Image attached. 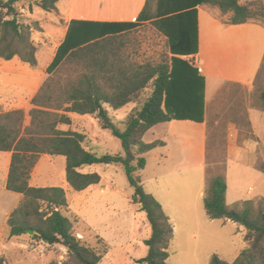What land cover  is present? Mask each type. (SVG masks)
I'll list each match as a JSON object with an SVG mask.
<instances>
[{
  "label": "trees",
  "instance_id": "16d2710c",
  "mask_svg": "<svg viewBox=\"0 0 264 264\" xmlns=\"http://www.w3.org/2000/svg\"><path fill=\"white\" fill-rule=\"evenodd\" d=\"M20 1L23 0H0V58L9 61L19 57L35 68L38 65L37 51L31 41V27L19 20L16 5ZM59 1L40 0L36 6L46 13H54L58 11ZM169 1L173 3L166 7L163 13L165 17L161 21L176 55H190L197 51L194 8L198 5L218 7L223 14L231 13L228 22L234 25L258 18L264 20V5L260 0L245 3L241 0ZM150 8L151 0H148L138 20L147 21ZM121 35L102 37L83 46H80L81 41H76L73 45L76 48L71 51L72 39L68 36L57 53L48 78L32 100L30 125L23 128V110L0 113V152L12 154L6 189L23 196L8 218L9 236L20 237L32 230V238L42 241L46 247L67 243V260L61 264H99L102 255L74 233L73 222L65 214L70 210L63 188L30 185L31 174L42 154L66 157V180L74 192L85 191L102 180L98 173H83L84 168L94 165L122 166L134 190L133 203L139 205L140 210L146 214L152 230L151 237L145 241L149 248L148 255L138 262L169 264L174 227L161 203L146 192L136 172L145 168V154L158 146V143L144 141L147 132L160 123L170 122L174 117L190 118L187 117L189 114H176V111L171 110L174 101L172 92L175 93L177 86H183L180 92L185 97L190 94V108L195 106L196 112L203 114L200 100L203 78L195 68L180 58L173 60L172 68L167 61L153 65L124 59L120 51L122 45L118 42ZM114 41L118 42L115 47ZM65 66L72 71L82 72L63 84L55 78V74ZM151 83L152 92L142 102ZM170 83L174 89H170ZM261 99L264 107V91ZM132 103L140 104L141 107H136L127 115L126 129L121 131L109 112ZM67 113L98 118L102 129L110 131L121 141L124 154H101L99 151L88 150L84 145L83 134L59 130V124L72 123ZM227 190L224 177L217 176L208 180L204 197L207 215L213 220L231 221L245 227L248 246L234 263L214 255L210 264H264V211L257 209L253 201H245V207L240 208V211L234 209L227 203ZM75 221L78 222V219ZM0 264H5L3 257H0Z\"/></svg>",
  "mask_w": 264,
  "mask_h": 264
},
{
  "label": "rangeland",
  "instance_id": "374dc122",
  "mask_svg": "<svg viewBox=\"0 0 264 264\" xmlns=\"http://www.w3.org/2000/svg\"><path fill=\"white\" fill-rule=\"evenodd\" d=\"M37 1L40 0H23L16 5L19 20L28 24L32 29L31 41L35 45L36 51H38L37 45L42 47L46 43L44 41V29L41 28V25L46 24L47 15L55 16L40 10L36 6ZM241 1L245 3L252 0ZM260 1L264 5V0ZM72 2L73 0H60L58 7L62 12H67ZM172 3L169 0H151V8L147 15L150 16L149 20L152 19L153 21L141 23L138 20L137 23L121 24L122 27L119 30L124 33L118 42L122 45L120 51L124 59L135 60L134 62L138 64L150 63L153 65L168 61L172 63V67L175 58L181 59L179 55L173 53L172 43L164 32L162 28L164 23L160 19L165 17L163 16L164 10ZM142 4L143 0H77L75 13H83L85 17L133 20L138 16ZM219 17L223 22H228V17L221 14ZM247 24L244 34H239L235 44L230 39L229 42L222 44L223 46L218 51L220 54L212 57L206 52L208 49H205L204 46L202 59L233 60L228 58V52L233 51L237 43L239 44L237 48L239 55H242L244 51L246 53L251 47L249 46V32L254 31L255 26L264 29V20L261 18L253 19ZM93 37L90 35L85 40L91 41ZM118 42L114 41V47ZM255 52L254 50L253 53ZM253 53L252 58L254 60L258 55H253ZM47 57V54H44L39 58L42 67ZM236 58L241 59L238 58V55ZM81 72V70L72 71L70 67L65 66L55 74V78L66 84L69 80L75 79ZM48 76L47 74L45 80ZM226 83L227 80L212 75L202 81L200 93L202 105L205 99L214 98L219 89L221 93V96L216 98L215 103L209 109L206 179L204 183L201 182V162L206 144L203 145V130L199 123H206L203 114H200L199 111L196 112L197 107L188 108L189 110L184 108L179 111L176 109V114H189L187 117L190 118L174 117L171 120L174 123L167 125L168 127L166 125H164L166 127H157L160 130L155 134L157 138L153 137L152 133H147L144 137V141L148 143L159 138L166 141V145L159 144L145 154L146 166L143 170L137 171L136 176L141 178L146 192L153 195L161 203L165 213L169 219L171 218L174 237L169 248V264H210L214 255L228 263H234L248 246L245 227H239L240 225L233 222L213 220L208 217L204 197L207 193L209 179L217 176L225 178L228 185L227 203L234 209L240 211V208L245 207L244 202L238 203V201L246 196L247 191H250L249 196L252 199L246 201H253L257 209L264 211V143L262 142L263 138L261 140L254 134L248 118V109L263 110L264 108L261 99V94L264 91V65L258 81L252 87H230L229 85L226 86ZM169 87L174 89L172 83ZM17 90L21 92L19 100L26 99V94L20 88L7 85L0 93V101L9 104V99L14 98ZM151 91L152 88L143 95L142 102L150 95ZM174 92L172 94L175 102L177 90ZM138 106L137 108L141 107L140 104ZM132 107L134 105L109 112L110 117L121 131L126 129V118ZM31 108L28 111L23 110L25 112L24 129L30 125L29 113ZM0 113L7 112L0 107ZM195 117L197 120H194ZM232 122L238 125V133L237 130L233 132L230 129ZM89 124L85 120L77 122L79 126L77 130L85 135L84 145L88 150L99 151L101 154H124L121 141L110 131L103 130L104 139H102L97 132L98 128L90 127ZM178 130H184L188 134L187 137L186 135L183 136L182 142L177 143L171 138V135ZM263 134L264 131L261 135L263 136ZM96 137H98L99 142L96 141ZM247 141H250L253 147L257 146V151L251 155L247 162H238L229 155L230 147L239 151L242 149L248 151L249 148L245 145ZM183 153L189 156L187 160L183 159ZM60 158L55 157L53 164L48 161L42 162L39 167L40 176L37 180L39 185L60 183V173L62 172ZM9 168V152H0V257L5 259V264L63 263L67 260L68 255L65 244L46 247L42 241L33 239V235L29 233L20 237L12 238L9 236L8 218L23 199L21 194L6 189ZM90 171L97 172L102 177L103 184H112L118 189L120 196L114 192L105 194L103 201H98L101 205L99 208L96 201L88 200L82 203L79 199H75L74 196L80 198L79 195H75L77 193L71 191L69 185H66L69 191L68 200L71 202L72 211H82L89 217L91 222L95 224L96 233L108 242L109 247L101 239L96 237L83 239L75 231L74 233L82 242L102 255L99 264H142L138 261L148 255L149 248L145 241L151 237L152 230L146 214L140 210L139 205L131 201L134 190L128 181L124 168L120 165H94L87 168L85 172ZM200 185V195H197ZM65 214L68 217L71 215ZM73 221L76 223L75 219ZM43 247L46 248L44 254L40 252Z\"/></svg>",
  "mask_w": 264,
  "mask_h": 264
},
{
  "label": "crops",
  "instance_id": "0c3cea01",
  "mask_svg": "<svg viewBox=\"0 0 264 264\" xmlns=\"http://www.w3.org/2000/svg\"><path fill=\"white\" fill-rule=\"evenodd\" d=\"M147 1L148 0H143V4L139 10L138 16L133 20L85 17L83 13L76 14L75 5L77 0H73L71 7L67 12H62L57 4L58 11L51 13L54 14L55 16L50 17L47 15L46 24L41 25V28L44 29V41L46 43L45 44L43 43L44 46L42 47L37 45L38 47L37 67L35 68L31 67L28 63L23 62L19 57H14L12 60L9 61H6L4 59L0 60V93H2L5 86L10 85L13 86L14 88H20L26 94V99L19 100V97H21V92L17 90L14 98L12 97L11 99H9V104H5L3 101H0V107H2V109H4V111L6 112L14 111V110L28 111L30 107H32L33 98L37 95V93L39 92V90L41 89L44 83L47 74H49V70L54 63V60L56 59L60 47L67 40L68 36L69 38L71 37L72 39L71 42L72 49H70L71 51L76 48L75 46H73L74 42L76 41H81L82 45L80 46H83L89 42L99 40L102 37H106L109 35L123 34L124 32L123 31L120 32L119 30L120 25L137 23L138 17L144 10ZM194 10L196 15L195 21L197 28V38H198L197 43L199 50L196 53L190 55H179L181 59L188 62L193 68H195L199 72L198 75L201 76L202 78L204 77L203 79H208L209 76L212 75L215 77L219 76L224 80H227L226 86L227 85H229L230 87L254 86V84H256V82L258 81L259 75L264 65V29L259 26H255L256 28L254 29V31L249 32L250 35L249 46L251 47L248 46L249 48L246 51V53L244 51L242 55H239L237 49L239 47V44L237 43L235 49L233 51H230L231 53L228 52L229 54L228 58L233 60H203L202 58L204 57L203 54L204 46L206 47L205 49H208L206 50V52L209 53L212 57H214V55L220 54L218 52L219 48L223 46L222 45L223 43L229 42V39L232 43L235 44L239 34L241 35L244 34L245 31L244 29L247 28L248 24L244 23V24L234 25V24H230L229 22L227 23L223 22L219 17V15L221 14L223 16L228 17L227 21H229L231 17V13L223 14L218 7H213L210 5H198L194 8ZM151 20L148 19L147 21H141V23H150ZM90 35L94 36L93 39L92 40L90 39L91 41H86L85 38H87ZM242 45L244 47L243 43ZM254 50L256 51L255 53H253ZM252 53L253 55L256 56L258 55L254 60L252 58ZM44 54L45 55L47 54L48 57L46 58V62L44 63V66L42 67L40 65L39 58ZM237 55L238 58L239 57L241 58L240 60L236 58ZM134 61L135 60H130V62H134ZM169 64L170 67L172 68V63L170 62ZM150 88H152V83L146 89L145 93ZM176 90H177L176 100L175 102L173 101L171 103V110L176 111L177 109V111H179L180 109H184V108L186 110H189L188 108H190L192 102L190 94L188 93L187 97H185L184 93L180 92L183 90V86L182 87L177 86ZM219 96H221L220 89L217 91V94L214 98L205 99V102L203 104V108H204L203 116L206 124L199 123V126L203 130V134H202L203 145L204 143L206 144L204 146V157L201 162L202 165L201 182L203 183L205 182L206 179L205 176H206V158H207V143H208L207 122L209 117V109L212 106V104L215 103L216 98ZM130 105H134V107L131 108L130 112H132L136 107H139L138 104L132 103ZM130 105L124 108H127ZM164 109L165 111H167L165 106ZM67 115L71 118L72 123L70 125L59 124L58 126L59 130L78 132L82 134L80 131L77 130L79 128L77 122L80 120L83 121L85 120L90 123L88 126L98 128L97 129L98 134L100 135V137H102V139H104L102 134L104 129H102L100 120L98 118L90 115H80L77 113H67ZM248 118H249L250 126L254 130V134L257 135L259 138H261V140L263 138L262 142L264 143V134L263 136L261 135L262 132L264 131V109L263 110H259V109L254 110V108L248 109ZM171 123H174V121L168 123H160L154 126L152 129H150L147 133H152L153 134L152 136L157 138L155 134L160 132V130L157 127L159 126L166 127L167 125H171ZM237 128L238 125L236 123L234 122L230 123V129L233 132L236 131ZM187 134L188 132L184 130H178L172 133L171 138L178 143V142H182L183 136L186 135L187 137ZM95 139L97 142H99L98 137H96ZM150 143H158V145L159 144L166 145V141H164L161 138L155 139V141H152ZM245 145H247V147L249 148L248 151H245L243 149L242 151H239L236 150L234 147L232 148L230 147L229 155L233 156L238 162H247L250 159L251 155H253L257 151V146L253 147L250 141L245 142ZM9 154H10V162H11L12 154L11 153ZM188 155L190 156L189 151H188ZM183 156H184L183 159L186 160L188 159L187 157H189L186 156L185 153H183ZM55 157L62 158V159L60 158V162L62 165V172L60 173V183H57L55 185H39L37 183L38 177L40 176L39 167L41 166L43 161H48L53 164ZM90 167L84 168L82 172L86 173L85 172L86 169ZM188 170H191V168H188ZM257 171L260 172L259 170ZM88 173H93V172L90 171ZM30 180H31L30 185L34 187H61L66 191V195L68 198L69 191L66 188V185L69 184L67 183L66 180V157L42 154L39 158L37 165L34 168V171L31 174ZM69 188L71 189V191H73L70 186ZM200 190H201V185L197 190L196 193L197 195H200ZM110 192H114L120 196L118 189H116L112 184L111 185L109 183L103 184V181L101 180L99 184L90 186L85 191L75 192L77 193L75 195H79L80 198H78V196H74V198L79 199L80 202L82 203L83 202L85 203L88 200L96 201L97 204L99 205L98 207L101 208L100 207L101 205L98 201L99 200L101 201L103 199V196ZM249 195H250V191H247L246 196L243 197L241 200H239L238 203L252 199V197ZM131 201L133 202V198H131ZM68 202L70 208L69 214H71L69 218L74 223L73 229L76 232V234L79 237H82L83 239L88 237L89 238L96 237L108 244V242L101 235L96 233L95 224L91 222L89 217L86 214H84L82 211L79 212L72 211L71 202L69 200ZM73 219H78V223L77 222L75 223ZM227 222H231V221H227Z\"/></svg>",
  "mask_w": 264,
  "mask_h": 264
},
{
  "label": "built area",
  "instance_id": "2783aa9c",
  "mask_svg": "<svg viewBox=\"0 0 264 264\" xmlns=\"http://www.w3.org/2000/svg\"><path fill=\"white\" fill-rule=\"evenodd\" d=\"M40 252H41L42 254H44V253L46 252V248H45V247L41 248V249H40Z\"/></svg>",
  "mask_w": 264,
  "mask_h": 264
},
{
  "label": "water",
  "instance_id": "95a60500",
  "mask_svg": "<svg viewBox=\"0 0 264 264\" xmlns=\"http://www.w3.org/2000/svg\"><path fill=\"white\" fill-rule=\"evenodd\" d=\"M140 118H141V116H140ZM28 233L31 234V235L34 234V232L32 230H29ZM65 245L67 246V243H65Z\"/></svg>",
  "mask_w": 264,
  "mask_h": 264
}]
</instances>
